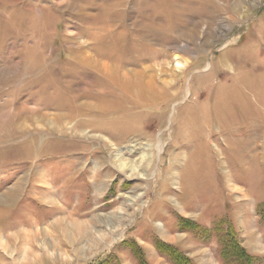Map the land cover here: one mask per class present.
Here are the masks:
<instances>
[{
	"label": "rangeland",
	"instance_id": "rangeland-1",
	"mask_svg": "<svg viewBox=\"0 0 264 264\" xmlns=\"http://www.w3.org/2000/svg\"><path fill=\"white\" fill-rule=\"evenodd\" d=\"M0 264H264V0H0Z\"/></svg>",
	"mask_w": 264,
	"mask_h": 264
},
{
	"label": "bare ground",
	"instance_id": "bare-ground-1",
	"mask_svg": "<svg viewBox=\"0 0 264 264\" xmlns=\"http://www.w3.org/2000/svg\"><path fill=\"white\" fill-rule=\"evenodd\" d=\"M82 64L96 71V76H98V79L97 81L94 80L95 84L100 86H108L107 84H109L112 94L111 96H115V93L117 92L121 96H131L135 99L137 96H142L144 99H151V97H153L151 94L156 86L153 82V79L150 78L149 75L143 76L142 73L132 74L122 70L118 74L116 73L115 76L111 65L104 61L102 62V60H99L98 63V60L92 58L85 59ZM176 67H180L179 64H176ZM162 84L164 85L165 83L162 82ZM89 107H93V104L90 102L80 103L74 108V112H78L80 109L88 110ZM63 116L66 115H60L58 119L63 118ZM146 161V154L139 157V159L134 163L125 162V160L120 158L116 152L112 153L111 155V163L114 165L116 170L122 173L129 172L131 176L140 175L138 171L146 165Z\"/></svg>",
	"mask_w": 264,
	"mask_h": 264
}]
</instances>
